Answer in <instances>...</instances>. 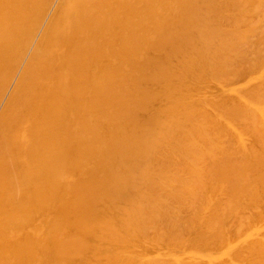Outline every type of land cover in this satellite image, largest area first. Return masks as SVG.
Masks as SVG:
<instances>
[{
    "label": "bare ground",
    "instance_id": "1",
    "mask_svg": "<svg viewBox=\"0 0 264 264\" xmlns=\"http://www.w3.org/2000/svg\"><path fill=\"white\" fill-rule=\"evenodd\" d=\"M0 264H264V0H0Z\"/></svg>",
    "mask_w": 264,
    "mask_h": 264
}]
</instances>
